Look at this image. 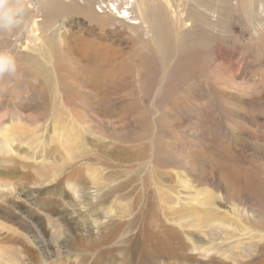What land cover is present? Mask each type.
Returning a JSON list of instances; mask_svg holds the SVG:
<instances>
[{"label":"rangeland","instance_id":"374dc122","mask_svg":"<svg viewBox=\"0 0 264 264\" xmlns=\"http://www.w3.org/2000/svg\"><path fill=\"white\" fill-rule=\"evenodd\" d=\"M37 1L0 26V264H264V0H145L135 19ZM162 192L247 227L252 250L170 223ZM94 205L113 210L98 227Z\"/></svg>","mask_w":264,"mask_h":264},{"label":"bare ground","instance_id":"6f19581e","mask_svg":"<svg viewBox=\"0 0 264 264\" xmlns=\"http://www.w3.org/2000/svg\"><path fill=\"white\" fill-rule=\"evenodd\" d=\"M79 1H81L80 4H85V2H86L85 0H79ZM99 1H100V3L103 2L101 0H99ZM107 2H108V5H104V6L105 7H109V6L112 7V9H114L116 11V13L118 14L119 18L127 16L129 19L130 18L135 19L136 17L140 18V16L142 17L145 14H147L145 9H144L145 0H108ZM31 3H33L34 5H37V4L39 5L40 1L31 0ZM92 3H93V0H89L88 2H86V4H89V6H91ZM110 7H109V11H111ZM125 12L127 13V15H124ZM148 18H149V16L144 17L145 20H148ZM131 20H133V19H131ZM154 33L156 34L157 32H155V30H154ZM72 173L74 175L72 174L73 176H71V177L69 176V177H70V179L74 180V182H72V183L70 182L72 192H74L73 196L78 201H81V199L84 197H87V194H88L81 189V187H82L81 184L85 182V178H84L83 173H81L78 168H75L74 170H72ZM94 183H96V182H94ZM165 185H162L161 188L162 187L165 188ZM93 197L94 196H90V198H92V199H93ZM180 199H181V197H179L178 194L175 195V198H172V196L169 193H163L162 192L160 194L159 199H158L159 202L157 204H159L158 208H159V210L161 209L160 214H162V216H164V219H166L169 222L171 221L170 223H172V224L174 223V224H176V226H179L181 228V227H185V221H186L185 218L186 219L190 218V220H187V222L189 223L188 225L192 226V227L202 228L203 230H201V231H203L204 236L207 237L210 240V242H213L214 238H218V237L219 238H225L226 239L225 243H227L229 246L235 247L239 243L240 244L241 243H247L248 249L252 250L251 247H253V246H252L251 241L254 239L255 236L253 237V235L255 233L248 234V232L246 231L247 227H244V226L238 224L237 222L236 223L225 222L220 216L217 215L216 211L214 209H212L211 206H209V208L211 210L208 211L207 213H205L204 217H202L198 220L195 218L194 210L190 209V211H188V210H185L184 206H178ZM173 201H175V203H173ZM70 205H72V204H70ZM73 205L74 206H72L73 207L72 212L75 211V212L81 213L79 210H75V208H74L75 203ZM138 206H139V200H133L130 204H127V202L125 204H121V207L119 209L120 215L121 214H124V215L128 214L130 216V215H132L133 210L135 208L137 209ZM100 208L101 207H96V206L94 208V210L98 211V212H96V217L94 218V221H93V223L96 225V227H98L101 224V221L103 219L102 215H105L104 217H107L108 216L107 214H111L113 212L112 208H106V210L103 209L104 211H102V213H101L102 215H100L101 217H97V215L99 214L98 209H100ZM72 212L70 211V212H65V213H66V215H70V213H72ZM133 215H134L133 218L136 219L137 213H135ZM65 220H67V219L65 218ZM50 224L53 225V227H54L53 229L59 230V228H60L59 222L52 221V223H50ZM63 226H65V228H67L68 230L70 228V231L73 228L71 226L69 227L68 223L63 224ZM172 229L173 228L171 226H169V227L165 226L164 233L166 235L170 236L173 233ZM89 232L90 231H88L86 237H89V235H88ZM238 234H241L243 236L237 238L236 235H238ZM70 235H71V233H70ZM86 237H83V238H86ZM235 237H236V240L232 241L231 239H234ZM256 237L258 240H263L264 235L260 233V234L256 235ZM166 246L167 247L164 249L163 255H166L167 259L168 258L175 259V257H179L180 251L179 252L174 251V253H173L171 251L173 250L174 247L169 246V245H166ZM194 248H195V250H197L198 256L206 258L211 253L218 251L219 248H221V247H216V246L214 247V246H210V245L206 247V246H202V245L200 246L199 245V247L194 246ZM247 254H250V252H248ZM173 256H175V257H173Z\"/></svg>","mask_w":264,"mask_h":264},{"label":"clouds","instance_id":"9594fccd","mask_svg":"<svg viewBox=\"0 0 264 264\" xmlns=\"http://www.w3.org/2000/svg\"><path fill=\"white\" fill-rule=\"evenodd\" d=\"M25 7L19 0H0V26L5 28H14L23 23ZM15 63L11 56L0 54V73L14 72Z\"/></svg>","mask_w":264,"mask_h":264},{"label":"snow or ice","instance_id":"6c2138e0","mask_svg":"<svg viewBox=\"0 0 264 264\" xmlns=\"http://www.w3.org/2000/svg\"><path fill=\"white\" fill-rule=\"evenodd\" d=\"M124 15H127V13L125 12Z\"/></svg>","mask_w":264,"mask_h":264}]
</instances>
